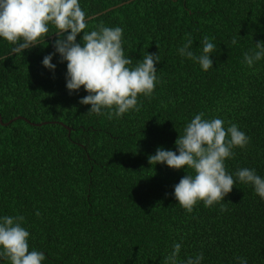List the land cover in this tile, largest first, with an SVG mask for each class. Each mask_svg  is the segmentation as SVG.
Instances as JSON below:
<instances>
[{
  "label": "trees",
  "instance_id": "16d2710c",
  "mask_svg": "<svg viewBox=\"0 0 264 264\" xmlns=\"http://www.w3.org/2000/svg\"><path fill=\"white\" fill-rule=\"evenodd\" d=\"M126 1L79 3L87 18ZM87 23L85 31L121 27L132 66L157 53L161 82L150 99L138 96L139 111L90 115L91 105L79 102L83 86L71 94L66 87L67 61L55 53L54 71L42 64L55 52V32L17 55L0 37V116H21L0 123V217H25L29 250L45 254L42 264H164L174 243L180 261L203 253L201 264H264V199L253 185L237 180L223 201H198L189 213L174 186L193 170L149 163L158 147L177 151L176 139L203 112L250 137L226 171L235 179L238 169H255L264 178V58L243 62L264 42V0H131ZM187 34L197 56L205 36L216 45L208 71L179 54Z\"/></svg>",
  "mask_w": 264,
  "mask_h": 264
},
{
  "label": "clouds",
  "instance_id": "9594fccd",
  "mask_svg": "<svg viewBox=\"0 0 264 264\" xmlns=\"http://www.w3.org/2000/svg\"><path fill=\"white\" fill-rule=\"evenodd\" d=\"M50 24L54 25L55 31L50 32ZM87 27L86 13L79 0H0V37L13 45L9 54H22L25 49L44 43V38L55 32V52L45 55L42 64L54 71L56 65L52 59L55 53L60 54L61 62L67 61L66 87L71 94L83 86L88 95L79 102L91 105L87 111L90 115H106L112 119L129 110L139 111L138 96L142 94L150 99L156 84L161 82L156 68L160 56L147 52L132 66L133 59L125 55L122 46L121 27L100 24L94 30L85 31ZM81 32L82 44L77 42ZM236 43L237 39L233 37L232 44ZM192 44L193 39L187 34L186 42L178 49L179 54L198 62L204 71H208L213 67L210 54L216 45L205 36L202 53L197 56L191 50ZM243 55V62L253 67L264 58V42L257 41L255 48ZM204 116L205 113L200 112L186 125L184 134L175 141L177 151L158 147L155 154L149 156L151 165L166 163L173 169L187 167L193 170L174 186L179 205L189 213L198 201H203L205 207H212L224 200L237 180L253 185L255 192L264 199V178L255 169H238L234 179L225 168V160L235 156L233 149L244 148L250 137L234 123L229 122L225 128L221 118L204 119ZM220 210L228 209L225 204H220ZM24 222L23 215L0 217V258L8 259L10 264H42L45 254L29 250L30 233L22 226ZM180 250L181 243H174L164 264H201L204 259L203 253H199L180 261ZM237 259L241 264H247L246 259Z\"/></svg>",
  "mask_w": 264,
  "mask_h": 264
},
{
  "label": "water",
  "instance_id": "95a60500",
  "mask_svg": "<svg viewBox=\"0 0 264 264\" xmlns=\"http://www.w3.org/2000/svg\"><path fill=\"white\" fill-rule=\"evenodd\" d=\"M130 1H131V0H127V1L124 2V3H128V2H130ZM124 3H121V4H124ZM121 4H119V5H121ZM119 5L109 7V8H107L106 10H103L102 12H99V13H97V14H95V15H99V14H101V13H104V12H106V11H109V10H111V9H113V8H116V7L119 6ZM95 15L89 16V17H87L86 19L89 20L90 18L94 17ZM56 35H57V33H54V34L50 35L49 38H50V39H53L54 36H56ZM18 118H21V116H16V117H14L13 119H10L8 122L3 123V122H2V118H1V116H0V123L3 124V125H6V124L10 123L12 120H15V119H18ZM43 123H45V122H43ZM39 124H41V123H36L35 125H39ZM66 128L68 129V131L70 130L67 126H66Z\"/></svg>",
  "mask_w": 264,
  "mask_h": 264
}]
</instances>
